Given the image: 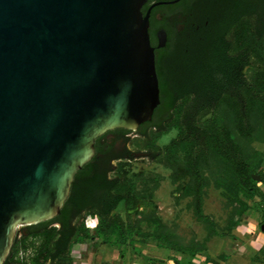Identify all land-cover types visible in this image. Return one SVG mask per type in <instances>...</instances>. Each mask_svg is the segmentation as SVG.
Returning a JSON list of instances; mask_svg holds the SVG:
<instances>
[{"label":"trees","instance_id":"1","mask_svg":"<svg viewBox=\"0 0 264 264\" xmlns=\"http://www.w3.org/2000/svg\"><path fill=\"white\" fill-rule=\"evenodd\" d=\"M220 13L178 47L168 42L158 51L160 102L131 142L133 149L148 150V159L171 170L174 198L190 197L187 206L206 223L207 240L220 235L212 216L203 211L210 186L225 196L228 233L253 199L259 198V226L264 223V154L253 145L264 141V0H235ZM164 56H170L166 65ZM205 111L211 114L199 120ZM171 130L175 136L157 144ZM101 138L95 141L93 158L76 173L60 213L18 232L4 264H73L76 244L98 240L122 249L135 245L136 238L152 237L192 255L206 249L207 240L193 237L182 244L175 238L156 216V201L138 189L141 172L132 179L127 159L113 166L110 157L103 158ZM120 204L124 214L118 211ZM93 217L97 223L91 231L87 219ZM143 222L152 228L141 232ZM259 253L264 255V245ZM175 264L192 263L176 259Z\"/></svg>","mask_w":264,"mask_h":264},{"label":"water","instance_id":"2","mask_svg":"<svg viewBox=\"0 0 264 264\" xmlns=\"http://www.w3.org/2000/svg\"><path fill=\"white\" fill-rule=\"evenodd\" d=\"M146 1L0 0V264L19 228L60 213L98 137L152 119Z\"/></svg>","mask_w":264,"mask_h":264},{"label":"rangeland","instance_id":"3","mask_svg":"<svg viewBox=\"0 0 264 264\" xmlns=\"http://www.w3.org/2000/svg\"><path fill=\"white\" fill-rule=\"evenodd\" d=\"M210 114L211 112L205 111L201 113L198 118L202 120ZM175 134L176 131L171 130L158 139L157 144L162 145L168 142ZM136 138L138 137H135V140ZM253 145L264 154V141H256ZM130 147L133 148L132 143ZM124 162L128 164L127 168L129 169V175L132 179H134L135 174L141 172L142 179L136 182L138 189L146 193V195L152 196L156 201V216L158 215L166 225L171 227L175 238H179L182 244H187L193 237L199 241L207 240L206 236L208 232L206 223L197 219L192 209L187 206L190 197L180 200L174 198V195H176L175 184L170 180L171 170L169 168L141 156H136ZM259 185L263 187L261 183ZM258 202L259 198L249 201L250 209H248L244 216L245 221L242 219L239 225L228 233L227 230L224 229L228 224L229 213V208H226L224 205L225 196L222 194V190L216 189L214 186H210L207 189L203 211L212 216L220 234L211 237L206 242L207 248L209 249L208 251L212 256H215L218 260L224 261L222 254L224 256L232 254L234 256V261L239 264H264V257L257 252L264 244V233L259 226L260 211L257 205ZM118 211L124 214V207L122 204L118 206ZM96 223V217L87 219V225L90 227L91 231L94 230ZM150 227L152 228L151 225L143 222L140 226V230L144 232L150 230ZM23 229V227L19 228L18 232H23ZM243 240L247 242L248 246L246 249L240 245ZM134 244L135 245H128L122 249L117 246H111L110 244H104L99 240L95 241L93 244L92 242H88V247L86 244L80 245L82 247L76 244L72 249V256L74 258L73 264H155L154 260H152V252L155 253L156 249L154 238L147 237L145 241H140L139 238H136ZM140 246H143V250ZM82 249L83 252L85 251L84 254H82ZM161 251L164 258L166 255H170L172 252L174 253L176 250L173 251L172 249H168L167 251ZM176 252L179 253L180 256L178 259L181 260L182 263H186L189 260L194 264L203 263V261L200 263L201 260L197 253L192 255L189 252L186 258V256L181 254L180 249ZM20 254L21 256L27 255L22 251Z\"/></svg>","mask_w":264,"mask_h":264},{"label":"flooded vegetation","instance_id":"4","mask_svg":"<svg viewBox=\"0 0 264 264\" xmlns=\"http://www.w3.org/2000/svg\"><path fill=\"white\" fill-rule=\"evenodd\" d=\"M233 1L235 0H147L141 9L145 14L149 6L153 5L149 16L148 32L149 29L154 31L153 35H150L149 32V36L150 43L154 47L155 63L158 59V51L165 48L168 42H171L173 47H178L180 43L190 39L197 31L208 28L214 14L217 15L229 9ZM161 28L165 30L167 38L165 45L158 47L156 33ZM173 54L171 53V56ZM169 58L170 56L162 58L163 65L168 63ZM138 136L137 130L130 131L123 130V128L106 132L100 139L106 148V152L102 154L103 158L110 157L113 166L116 161L123 158L127 160L136 156L148 158L150 155L148 150H135L130 147L131 142ZM23 228L24 231L26 227Z\"/></svg>","mask_w":264,"mask_h":264},{"label":"crops","instance_id":"5","mask_svg":"<svg viewBox=\"0 0 264 264\" xmlns=\"http://www.w3.org/2000/svg\"><path fill=\"white\" fill-rule=\"evenodd\" d=\"M243 220L245 221V219L243 218ZM236 231V230H235ZM235 237V236H234ZM238 239V238H237ZM236 239V240H237ZM238 241V240H237ZM247 241H249V240H247ZM94 242H92V244H93ZM240 243V242H239ZM77 245H82V244H77ZM240 245H242L243 247H244V249H246L247 248V242L246 241H242L241 243H240ZM264 245V244H263ZM262 245V246H263ZM86 246L88 247V245L86 244ZM261 246V247H262ZM80 247H82V246H80ZM141 247V249L143 250V246H140ZM155 247H156V249H155V253L154 252H152L153 254H152V260H154V262H155V264H175V260L176 259H178L179 258V253L178 252H176L177 251V249H176V247H174V246H172V245H166V244H164L161 240H157V239H155ZM168 249H172L173 251H175L174 253L172 252L170 255H166L164 258H163V256H162V251L161 250H163V251H167ZM158 250V251H157ZM209 249L206 247V249L205 250H203V251H201V252H199V253H197L198 254V257H199V259L201 260V262L200 263H202V261H203V263L202 264H239V263H237V262H235L234 261V259H233V255L232 254H229V256L227 255H225V256H223L222 258L224 259V261H222V260H218V259H216L215 258V256H212L211 254H210V252L208 251ZM208 251V252H207ZM257 252L259 253V249L257 250ZM85 253V251L83 252V249H82V254H84ZM86 253H87V250H86ZM176 253V254H175ZM189 252H181V254H183L184 256H186V258H187V254H188ZM259 254H261V253H259ZM123 255V254H122ZM182 255V256H183ZM262 255V254H261ZM207 256H209V257H211V259L214 261H212V260H210V259H207ZM263 257H264V255H262ZM179 260V259H178ZM181 261V260H180ZM182 263V262H181ZM192 263V262H191ZM192 264H194V263H192Z\"/></svg>","mask_w":264,"mask_h":264}]
</instances>
